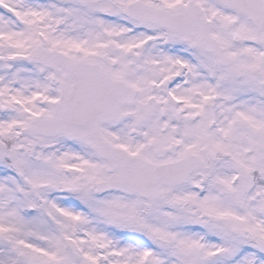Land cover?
Returning <instances> with one entry per match:
<instances>
[{
	"label": "snow or ice",
	"instance_id": "1",
	"mask_svg": "<svg viewBox=\"0 0 264 264\" xmlns=\"http://www.w3.org/2000/svg\"><path fill=\"white\" fill-rule=\"evenodd\" d=\"M0 264H264V0H0Z\"/></svg>",
	"mask_w": 264,
	"mask_h": 264
}]
</instances>
